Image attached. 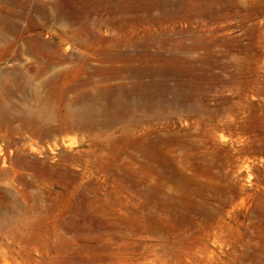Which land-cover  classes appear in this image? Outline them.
Masks as SVG:
<instances>
[{"label": "rangeland", "instance_id": "obj_1", "mask_svg": "<svg viewBox=\"0 0 264 264\" xmlns=\"http://www.w3.org/2000/svg\"><path fill=\"white\" fill-rule=\"evenodd\" d=\"M0 35V264H264V0H0ZM81 98L112 109L22 138Z\"/></svg>", "mask_w": 264, "mask_h": 264}, {"label": "bare ground", "instance_id": "obj_2", "mask_svg": "<svg viewBox=\"0 0 264 264\" xmlns=\"http://www.w3.org/2000/svg\"><path fill=\"white\" fill-rule=\"evenodd\" d=\"M69 34V33H68ZM66 32H64L63 34H59L58 37L60 39L65 40L66 42H68V46L67 49L70 45L73 46H77L78 41L74 38V37H66L68 35ZM1 38V35H0ZM70 43V45H69ZM41 47V46H40ZM38 46H33V50L35 53V57L38 56V62H39V54H43V51H46V49L44 48H40ZM48 50V49H47ZM50 52V51H48ZM37 53V54H36ZM52 53V52H51ZM55 55V54H54ZM57 55V54H56ZM45 60V64L42 65H36L37 69L36 71H34V73L32 72V74H35L36 72H40V71H45L47 70V66L49 64L52 63H56L57 65H60L59 61L56 60L54 58V56L47 54L46 56L44 55ZM65 57V56H63ZM61 58V56H60ZM59 59V58H57ZM64 61V60H63ZM34 66V64H32ZM85 63H80L77 67L75 66H71L66 68L64 71L62 72H54V75L49 78V80L46 81L44 86H49L51 85L53 82L56 83L55 85V94L56 93H60V97L63 98V95H65L66 92V87L69 85V83L74 80L75 78L79 77L80 75L83 74L84 72V68H85ZM24 69V68H23ZM22 69V70H23ZM26 69V68H25ZM28 69V68H27ZM25 73V72H24ZM30 73V72H29ZM36 73V74H38ZM41 73V72H40ZM28 75V74H27ZM60 75V77H59ZM22 76V75H21ZM37 76V75H36ZM38 94V93H37ZM40 98V96H39ZM42 100V99H41ZM51 107V106H50ZM111 107V106H110ZM64 112L62 114H58L56 116V113L54 112V110L51 108L48 109V113H46L45 109L42 107H35L33 109H31L30 114H26V115H20L19 117L22 118V120L24 122H29V123H36L37 121H39L40 119L45 120L48 123V126L46 128H28V134H25V136L23 137H27L29 139L36 140V142L38 143L37 140H42V139H47L49 140L53 145L56 146V143L58 141H65V137H64V133L69 131L72 128H77V127H88L90 125H94L97 121L101 120L102 117L105 116V114L107 112H109V110L111 111L110 108H105L103 106H99L96 105L95 103H93L90 100L87 99H77L75 100V102H71L68 103L64 108ZM6 117V116H5ZM8 119V118H7ZM52 122H56L57 124H54ZM3 129V128H2ZM13 129V128H11ZM7 130V129H6ZM14 131L17 129H13ZM22 132V131H21ZM9 133V132H7ZM10 134V133H9ZM6 134L5 136V141L7 145H14L16 148H18L20 151H22V145H23V140H21L19 143L18 141L14 140V138L9 135ZM15 134V133H14ZM19 134V133H18ZM22 134V133H21ZM20 137V136H19ZM24 139V138H23ZM18 140V139H17ZM45 141V140H44ZM50 142H47L46 144L49 146ZM59 143V142H58ZM32 144V143H31ZM40 144V143H39ZM36 145V144H35ZM50 147V146H49ZM24 148V147H23ZM43 145H39L38 147V151H42L43 152ZM46 148V147H45ZM55 148V147H53ZM52 148V149H53ZM57 148V147H56ZM55 148V149H56ZM26 149V148H25ZM37 149V146L36 148ZM48 150V149H47ZM19 151V152H20ZM37 151V152H38ZM1 152V149H0ZM54 152V151H53ZM35 153V152H34ZM2 154V153H0ZM21 154V153H20ZM46 154V153H45ZM22 155V154H21ZM27 155V154H26ZM36 155V154H35ZM28 156V155H27ZM46 156V155H45ZM38 157V156H37ZM50 157V156H49ZM2 160H4V154L1 156ZM28 158V157H27ZM34 158V157H33ZM43 158V157H42ZM48 158V157H47ZM20 159V158H19ZM17 159V160H19ZM35 159V158H34ZM39 159V158H37ZM36 160V159H35ZM47 160V159H46ZM21 159L18 161L19 163ZM25 161V160H24ZM32 161V160H31ZM5 162V161H4ZM17 162V163H18ZM37 162V161H35ZM30 163V162H29ZM47 163V162H46ZM44 164V163H43ZM18 165V164H17ZM38 165V164H36ZM24 167H27L28 165H23ZM42 166V165H41ZM3 167V166H2ZM6 167V166H5ZM20 167V166H19ZM18 167V168H19ZM29 167V166H28ZM27 167V168H28ZM43 167V166H42ZM11 168V167H10ZM15 169V168H14ZM32 169V167H31ZM40 169V168H39ZM36 169L35 171V175L34 176H38L39 174L41 175V170ZM4 170V169H3ZM3 170L0 169V176H2L1 174H3L2 172H4ZM17 170V169H16ZM19 170V169H18ZM17 170V171H18ZM44 170V169H43ZM46 170V169H45ZM11 171V170H10ZM10 171H7L10 173ZM20 171V170H19ZM22 171V170H21ZM26 171V170H25ZM33 170H31L32 172ZM13 172V169H12ZM11 172V173H12ZM30 172V170H29ZM34 172V171H33ZM46 173V172H45ZM18 176L17 178L19 180L24 179L23 176L19 173H17ZM34 174V173H33ZM43 174V173H42ZM4 175V174H3ZM15 175V174H14ZM15 177V176H14ZM6 178V177H5ZM16 178V177H15ZM37 180V179H35ZM40 180V179H39ZM17 181V180H16ZM20 184V182H19ZM33 181L31 179H26V181H24V191L32 194L34 186H33ZM36 184V182H35ZM18 186V185H17ZM3 191V190H2ZM7 191H9V189H7ZM4 194L0 195V227L4 226V225H8L9 223H14L16 222V220H19V217L17 215H10L9 211H14V210H19L20 208V203L19 201L14 198L13 196H10V194H7L6 190H4ZM27 211H29V209H27ZM26 221V220H25ZM30 221V220H27ZM26 221V222H27ZM7 262V261H6ZM106 262V261H105ZM101 263V262H100ZM98 263V264H100ZM51 264H54L51 263ZM57 264V263H55ZM58 264H76L74 261H69L66 260L65 262L62 263V261ZM103 264V263H102ZM108 264V262H107Z\"/></svg>", "mask_w": 264, "mask_h": 264}]
</instances>
